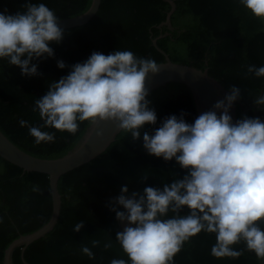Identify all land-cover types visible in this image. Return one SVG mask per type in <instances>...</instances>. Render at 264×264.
I'll use <instances>...</instances> for the list:
<instances>
[{
    "label": "trees",
    "instance_id": "trees-1",
    "mask_svg": "<svg viewBox=\"0 0 264 264\" xmlns=\"http://www.w3.org/2000/svg\"><path fill=\"white\" fill-rule=\"evenodd\" d=\"M174 10L169 17L171 31L156 27L164 20L169 5L164 0H100L95 15L84 25L64 29L62 41L51 42L54 57L34 59L38 75H21V69L0 59V132L22 152L40 159H56L65 155L81 137L88 121L79 122L75 134L53 128L42 131L54 133L55 142L36 144L21 119L31 126H41L39 111H33L35 101L46 94L51 82L68 75L71 67L85 62L93 52L108 55L116 50H128L137 57L154 59L158 64L163 56L170 62L183 64L207 75L230 91L241 89L234 103L235 118H259L264 121V106L254 100L264 95V77L247 74V67L264 66V21L255 18L239 0H171ZM27 3H44L58 19L83 13L90 0H0V13L14 15ZM27 57H22L26 59ZM63 61L64 69L57 67ZM149 107L157 114L155 125L142 129L154 133L163 120L171 115L184 114L187 123L197 118L189 90L178 83H169L147 96ZM187 171L176 161H164L149 155L143 139L132 141L130 133L120 131L114 141L91 161L61 175L56 184L60 196L59 215L53 228L42 238L29 244L23 252L27 264H111L112 259L127 256L116 241L119 229L110 202L127 186L143 194L146 187L163 189ZM143 175H148L146 180ZM38 186L39 191H33ZM123 211V209H118ZM51 212V200L46 175L22 172L0 158V264L7 245L43 226ZM185 208L181 215H187ZM173 214L169 213V217ZM83 221L79 233L74 226ZM264 228V222L260 224ZM99 240L92 248L91 241ZM111 240L112 248L103 245ZM216 243L215 234L201 232L185 242L172 264H262L254 253L245 251L238 259H217L211 255ZM91 248L95 259L81 252V246ZM244 249L243 242L234 246ZM11 264H22L19 248L11 254Z\"/></svg>",
    "mask_w": 264,
    "mask_h": 264
},
{
    "label": "clouds",
    "instance_id": "clouds-1",
    "mask_svg": "<svg viewBox=\"0 0 264 264\" xmlns=\"http://www.w3.org/2000/svg\"><path fill=\"white\" fill-rule=\"evenodd\" d=\"M239 2L264 21V0ZM63 35L58 16L44 3H27L14 15L0 13V59L19 67L22 76H36L38 66L32 61L54 57L49 44H59ZM57 67L66 65L58 61ZM163 67L128 50L108 55L93 52L85 62L73 65L67 76L51 82L46 94L35 101L33 111H39L41 126L23 119L19 124L40 144L55 142L54 133L42 128L75 134L79 122L93 126L114 122L118 130L130 133L132 141L142 136L149 155L166 162L174 159L187 171L162 190L146 187L143 194L129 195L127 186L121 188L110 202V211L126 225L116 233V241L127 260L112 259L111 264H172L184 243L201 232L215 234L211 255L217 259H238L248 251L264 260L260 226L264 222V121L245 117L233 122L230 110L241 94L233 85L213 110L200 114L194 123H187L183 113L179 118L171 115L154 133L142 134L145 125L157 123L146 80ZM247 74L264 77V66L249 65ZM253 100L257 107L264 106V95ZM185 208L189 213L181 215ZM84 224L77 223L73 231L79 233ZM241 242L245 248L237 250L234 246ZM99 245V240L91 241L92 248ZM112 246L111 240L103 245L105 250ZM81 252L95 259L88 246L82 245Z\"/></svg>",
    "mask_w": 264,
    "mask_h": 264
},
{
    "label": "water",
    "instance_id": "water-1",
    "mask_svg": "<svg viewBox=\"0 0 264 264\" xmlns=\"http://www.w3.org/2000/svg\"><path fill=\"white\" fill-rule=\"evenodd\" d=\"M164 1L169 5V10L164 20L156 28L160 29L164 27L166 30L171 31L172 27L170 26L169 17L174 10V6L171 0ZM99 3L100 0H90L88 8L83 13L70 18L58 19L59 26L64 30L84 25L95 15ZM164 35L161 34L151 39L153 48L163 56V62L159 64L165 67L155 75L149 74L146 80V87L149 93L166 84L178 83L189 90L196 117L213 110L215 103L222 100L229 91L209 77L205 70L200 71L190 66L170 62L165 53L156 46V40ZM219 114L218 112L217 115ZM230 115L235 123L237 120L235 118L234 105L230 110ZM98 132L102 133V135L98 136ZM119 132L120 130L117 129L114 122H101L99 126H93L89 123L81 137L65 155L51 160L36 158L22 152L0 132V158L19 168L22 172H34L46 175L51 200V212L47 222L34 232L18 236V238L11 241L3 251L2 264H11V254L16 248H19L21 263L27 264L23 260L25 248L47 234L57 221L60 206V196L56 189L58 178L84 165L102 153L114 141ZM116 224L119 231H122L126 226L118 220H116ZM261 263L264 264V260Z\"/></svg>",
    "mask_w": 264,
    "mask_h": 264
}]
</instances>
